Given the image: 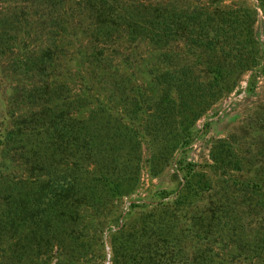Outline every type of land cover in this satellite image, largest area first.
I'll use <instances>...</instances> for the list:
<instances>
[{"label": "trees", "instance_id": "obj_1", "mask_svg": "<svg viewBox=\"0 0 264 264\" xmlns=\"http://www.w3.org/2000/svg\"><path fill=\"white\" fill-rule=\"evenodd\" d=\"M217 2L0 0L4 50L29 31L25 10L42 9L54 28L51 37L86 39L90 52L76 50V72L86 67L89 79H99L108 93L105 100L90 96L92 105L62 95L67 88L60 83L61 95L43 90V100L57 92L54 101H43L38 113L18 121L23 128L3 132L0 122V151L9 149L27 167L24 176L0 173L1 260L101 264L108 214L135 190L142 164L151 176L162 174L186 152L198 134L197 122L214 105L247 73L260 69L264 75L257 11H237L244 20L229 21L232 14L214 7ZM120 40L154 50L131 74L134 84L122 73L130 69L125 61L121 70L104 54V46ZM51 52L41 50L24 65L43 74ZM38 98L27 95L29 101ZM67 99L71 109L63 111L59 106ZM260 110L247 133L212 142L210 162L199 172L184 157L179 160L185 183L171 193L159 191L154 207L112 235L109 264H264ZM170 194L174 199L163 201ZM95 254L99 263L91 262Z\"/></svg>", "mask_w": 264, "mask_h": 264}, {"label": "rangeland", "instance_id": "obj_2", "mask_svg": "<svg viewBox=\"0 0 264 264\" xmlns=\"http://www.w3.org/2000/svg\"><path fill=\"white\" fill-rule=\"evenodd\" d=\"M217 1L214 7L223 9L226 14H232L228 16L229 21L239 20L240 22L244 20V15L241 12L246 9L257 11L255 36L260 45V52H264V0ZM0 11H4L3 7ZM25 14L26 22L29 25L27 34L20 35L17 41L12 40L9 49L4 50V45L0 46V122L3 132L14 129L16 125L18 128H23L25 125L22 127L17 122L24 117L25 119L31 118L35 113H38L41 106L46 105L43 101L52 98L54 101L53 94H57V92L60 94L56 88L60 83L67 88V91L61 93L62 95L75 99L80 96L92 105L95 100L90 96L99 100H105V97L108 96L107 88L101 84L99 79H89L90 73L85 70L86 67L83 68L81 74L76 72L75 67L78 59L76 50L80 48L85 50L87 54L90 52V47L87 46L85 38L80 36L79 42H75L72 38L61 36L63 41H60V37L49 35L50 30H54V28L50 27L51 25L42 14V9L29 8L25 10ZM69 23L73 24V21ZM235 28H237L236 25ZM10 33L12 34V31ZM239 37L243 39V35ZM45 49L52 51L53 61L47 64L48 67L43 74L28 69L24 65L28 57ZM153 53L154 50L146 43L130 44L120 40L113 46H104V54L115 60L114 66L121 70L125 69L121 60H124L126 66H129L130 69L124 70L122 73L125 79L132 81V84H134V77L131 74H137L135 68L140 66L143 58L148 59ZM261 66L264 67V59L261 61ZM80 76L86 78L88 82L84 84V80ZM54 89L57 90L56 93L53 92L49 98L41 99L43 90L51 91ZM29 93L33 96L39 95V98L29 101L27 99ZM71 101V99H67L62 102L59 106H62L60 109L63 111L70 110L71 105L68 103ZM92 105H89L90 108ZM261 108H264V75L260 73V69H257L254 73H247L233 92L214 105L197 122L198 134L191 141L186 152L179 153L173 164L166 168L162 174L151 176L143 163L135 190L128 196L119 198L114 203L110 215L108 214L111 222L105 223L103 233L106 259L101 264H109L111 238L119 228L136 222L143 212L154 207L157 200L156 194L159 191L171 193L179 184L185 183L184 175L179 171L178 163L181 158L184 157L186 162L197 166L195 170L199 172L201 166L210 162L209 152L212 142L217 139H225L230 134L247 133L249 121L256 112L261 111ZM86 111L84 109L82 114H86ZM23 160L21 161L9 149H3L0 151V173L11 174L16 177L24 176L27 167L25 160ZM172 199H174L173 194H170L163 201H171ZM1 257H4L2 252H0V264H10L7 260H1ZM54 262L55 260L48 264H54ZM91 262L99 263V255L95 254ZM34 264L40 263L37 261Z\"/></svg>", "mask_w": 264, "mask_h": 264}]
</instances>
